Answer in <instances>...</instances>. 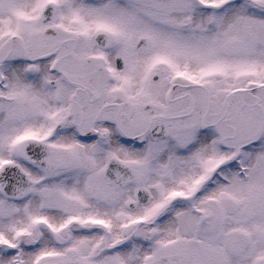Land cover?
I'll list each match as a JSON object with an SVG mask.
<instances>
[{"label":"snow or ice","instance_id":"6c2138e0","mask_svg":"<svg viewBox=\"0 0 264 264\" xmlns=\"http://www.w3.org/2000/svg\"><path fill=\"white\" fill-rule=\"evenodd\" d=\"M0 264H264V0H0Z\"/></svg>","mask_w":264,"mask_h":264}]
</instances>
